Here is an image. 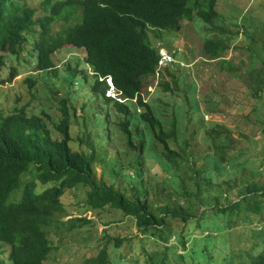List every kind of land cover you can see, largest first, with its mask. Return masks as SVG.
<instances>
[{
	"label": "trees",
	"instance_id": "16d2710c",
	"mask_svg": "<svg viewBox=\"0 0 264 264\" xmlns=\"http://www.w3.org/2000/svg\"><path fill=\"white\" fill-rule=\"evenodd\" d=\"M217 5L218 0H0V75L12 81L21 73L38 74L25 78L26 101L18 95L5 105L0 99V254L8 248V264H44L53 251L69 250L62 235L61 245L53 239L62 226L89 225L87 232H98L99 223L106 228L97 240L88 238L87 244L94 241L97 252L85 264H113L126 257L138 264V258L131 256L137 249L145 253L146 264H168L170 247L154 262L148 244L167 243L173 236L185 249L188 242L192 244L186 255L191 258L188 264H194L199 239L206 240L204 248L212 249L217 242L207 241L208 237L227 238L222 243L229 253L230 229L251 223L254 215L264 221V182L255 180L238 179V188L244 187L238 199L228 198L235 191L230 187L225 202L215 197L212 209L200 210L218 173L208 172L188 151L185 116L191 111L189 121L196 117L193 106L186 105L190 100L198 102L197 82L185 84L181 95V65L160 64L161 48L150 41V30H175L183 20L198 15L214 35L204 40V55L221 59L222 69L235 74L240 67L227 63L223 55L243 26L220 22ZM224 31L231 36L225 38ZM251 31L246 30L245 37ZM70 47L83 50L82 62L75 58V65L71 59L58 63L57 54ZM252 68L244 74L254 80L257 95L264 90V77L262 70ZM152 77H157L159 94L178 97L172 103V116L166 111L168 104L161 106L158 97H143ZM108 80L116 96L108 94ZM39 81L47 99L66 89L58 106L41 102ZM51 107L57 109L55 117ZM107 159L109 167L98 176L96 163L104 165ZM249 159L246 152L238 155L235 174ZM225 162L232 165L231 159ZM258 169L253 166L244 175H254ZM26 174L30 176L23 179ZM77 197V205L96 211L98 220L76 218L78 225L73 218L62 220L66 202ZM212 214L216 216L212 224L224 233L192 237L196 230L207 232L209 227L202 226L208 225ZM123 217L131 218L141 233L135 244L133 237L110 229ZM252 229L253 239L262 240L264 226ZM244 243L254 244L242 241L235 246L241 249ZM186 255L179 257L187 260ZM0 264H5L3 257ZM239 264H264V250Z\"/></svg>",
	"mask_w": 264,
	"mask_h": 264
},
{
	"label": "rangeland",
	"instance_id": "374dc122",
	"mask_svg": "<svg viewBox=\"0 0 264 264\" xmlns=\"http://www.w3.org/2000/svg\"><path fill=\"white\" fill-rule=\"evenodd\" d=\"M217 10L220 14V22L232 27L243 26L240 29L239 38L229 43L230 48L223 55V59L227 63L240 67L235 74H233L234 71L231 73L226 69H222L221 59L212 60L204 55L203 42L206 38L214 37V35L213 32L207 29L205 21L198 15H195L190 21L183 20L178 29H163L162 32L150 30L149 33L152 44L161 48L160 52H166L170 56L167 61H164L163 65L172 61L181 65V95H183L185 84L192 80H195V83L197 82V89L194 93L198 100L197 104L191 100L188 101L187 105L184 103L187 109L189 105L193 106V115L196 117L194 120L190 119L189 121L192 115L191 111L189 116H185V120L188 121L186 130L190 146L188 151L194 157L198 156V164L207 168L208 172L214 173L216 171L218 173V178L216 181L214 180L210 193L205 197V204L200 207L201 211L206 208L212 209L215 204V197H218L219 203L225 202L230 187L235 188V191H231L228 198L232 200L238 199L243 187L241 185L238 188V179L264 182V148L262 147L264 145V90L255 95L254 80L244 74L253 66V71L262 70L264 77V0H218ZM248 29L252 30L251 34L249 33L248 35L254 40L250 37H245V32ZM222 35L225 38L231 36L230 34L227 35L225 31ZM215 37L217 36L215 35ZM83 54L82 49L70 47L57 54L56 58L58 63L71 59L73 65H75V58L82 62ZM174 68L177 67L174 66ZM29 75L38 76L34 71L32 73H21L10 81L8 75H0V99L5 105L13 103V99L18 95L23 98V101L27 100L28 92L24 81ZM148 83V87L142 93L143 97L145 99H150L153 96L158 97V102L161 106H165L164 103L168 104L166 111H168L169 116H172V103L178 97L169 93L159 94L157 77L150 78ZM195 83L193 82V85ZM43 84L42 81L38 83L41 102L43 104L47 103L49 107L58 106V102L66 89L64 91L61 89L58 96H50L47 99ZM262 85L264 86V81ZM156 94L158 95L155 96ZM198 104L199 106H197ZM50 112L55 117L57 115L56 107H51ZM168 123L169 121L167 120L166 125ZM215 145L218 147H215ZM245 152L250 156V161L243 163L242 168L235 174L238 171V166H235L238 165V155ZM220 157L225 159L220 161ZM229 159L232 160V165L228 164L229 162H225V160ZM104 165L107 166L104 167ZM104 165L100 162L96 163L95 168L98 176H101L109 167L108 159ZM253 166L259 168L258 171L254 175L246 177L244 175L245 172L251 171ZM29 176L30 174H26L23 179ZM225 178L229 181L228 183L224 182ZM18 191L16 192L18 193ZM16 192L11 195V201L15 200ZM77 201L78 197L76 200L73 199L71 202H66V212L62 217L63 221L73 218V222L78 225L80 222L75 221L74 219L76 218L86 216L90 219H99V214L96 211L85 209L82 204H79L81 206L77 205ZM196 211H198V207L195 209ZM214 219H216L214 214H212V217L209 215L207 218L208 225L202 226V228L209 227L208 229L205 228L207 232L196 230L191 233V236L200 238L209 232H218L213 233V236L223 234L224 232L219 231L212 224ZM178 222L173 221L172 223L177 224ZM192 223L193 219L190 220V224ZM66 225H68V222ZM253 226L258 228V231L261 226H264V221L261 222L259 216L254 215L251 223H243L229 230L227 236L230 241L228 242L234 245H232L229 253L228 250H225L228 245L226 247L222 243L225 240L227 241V238H223L222 241L219 237H217V240L213 237H208L207 241L217 242V245L212 246L214 249L204 248L203 244L206 240L199 239L200 245L197 247L195 258H193L194 264H239L251 261L264 250V236L261 243L259 242L262 240H254ZM88 228H90L89 225L77 227L76 229H68V227L62 226L59 232H54L55 229H53L52 232L54 233L52 235L55 236L53 239L57 242L56 244L61 245L58 238L62 235V244H64V247H69V250L61 248L53 251L44 264H85L84 260L97 252L94 241L103 236L106 225L99 223L98 232L94 231L95 229H93V232H87ZM110 229L115 233L123 232L125 235L133 237L134 244L138 242L137 237H141V233L131 218L123 217L121 221L112 223ZM78 231L82 232L79 233ZM261 232L264 235V229ZM88 238L94 240L89 245L87 244ZM242 241L254 244L245 246L244 243V246L238 249L235 244ZM172 244H176L178 247L175 248ZM191 245L188 242L186 245L187 249H185L174 236L167 243L158 241L156 246L153 243L148 244L151 248L150 254L153 255V259L155 258L154 262H157L158 254L163 255L164 248L169 246L170 249L167 250L168 264H188L191 258L188 257L189 254H186L191 251V248L188 249ZM258 245L261 246L258 247ZM130 249L129 246H126V250ZM206 250H211V254ZM232 251L235 253L234 255H230ZM180 254H185L187 260L179 257ZM144 255L145 253L141 249L132 251L131 254V256L138 258V264H146ZM1 257H3L5 264H8V248H6L5 253L2 252L0 254ZM113 262V264H133L128 260V257L124 261L113 260Z\"/></svg>",
	"mask_w": 264,
	"mask_h": 264
},
{
	"label": "built area",
	"instance_id": "2783aa9c",
	"mask_svg": "<svg viewBox=\"0 0 264 264\" xmlns=\"http://www.w3.org/2000/svg\"><path fill=\"white\" fill-rule=\"evenodd\" d=\"M162 58L160 60V64H163L164 61H167L168 58H170V56L166 53V52H161ZM108 94H111L112 96H115V92L113 91V89H110V91H108Z\"/></svg>",
	"mask_w": 264,
	"mask_h": 264
},
{
	"label": "clouds",
	"instance_id": "9594fccd",
	"mask_svg": "<svg viewBox=\"0 0 264 264\" xmlns=\"http://www.w3.org/2000/svg\"><path fill=\"white\" fill-rule=\"evenodd\" d=\"M160 53H161V52H160ZM108 83L111 85L110 89H113V91L115 92V89H114V87H113V85H112V83H111L110 80H108ZM110 89H109V91H110ZM110 95H111V94H110ZM115 96H116V92H115Z\"/></svg>",
	"mask_w": 264,
	"mask_h": 264
}]
</instances>
